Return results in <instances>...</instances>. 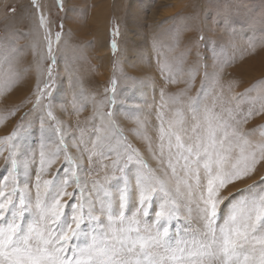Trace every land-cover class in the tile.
Here are the masks:
<instances>
[{
    "label": "snow or ice",
    "instance_id": "snow-or-ice-1",
    "mask_svg": "<svg viewBox=\"0 0 264 264\" xmlns=\"http://www.w3.org/2000/svg\"><path fill=\"white\" fill-rule=\"evenodd\" d=\"M31 6L30 33L44 42L33 51L38 77L31 103L40 116L39 165L33 180L35 158H25L31 123L0 138L5 161L0 171V264H264V174L252 180L264 165V128L259 134L243 128L264 113V86L233 97L235 107L216 112L215 106L201 107L207 95L203 82L196 96L188 95L194 79L190 72L179 92L166 95L161 89L155 140L147 134L141 108L125 113L124 119L135 125L133 134L156 162L153 167L117 122L113 78L104 98L94 100L93 131L85 135L81 129L79 137H71L74 156L66 143L67 127L53 112L63 23L53 33L54 22L43 6L38 0H31ZM57 6L64 11L63 0ZM7 12L15 15L16 8ZM255 22L264 25V15ZM230 28L234 36L235 26ZM119 34L117 22L112 35ZM257 45L264 47V38L248 43L253 50ZM111 48L117 49L115 40ZM5 63L3 74L12 83L19 74L10 61ZM158 64L166 83L179 82V69L159 56ZM78 100H83L82 92L72 101L77 114L84 108Z\"/></svg>",
    "mask_w": 264,
    "mask_h": 264
},
{
    "label": "rangeland",
    "instance_id": "rangeland-1",
    "mask_svg": "<svg viewBox=\"0 0 264 264\" xmlns=\"http://www.w3.org/2000/svg\"><path fill=\"white\" fill-rule=\"evenodd\" d=\"M128 1L109 0V29L106 37L109 54L106 61L96 45L90 19L96 0H74L70 6L66 3L67 0H63L64 11L57 6L60 0H38L54 22L53 33L59 31V25L63 23L64 36L60 42L62 51L58 52V63L54 67V73H59V80L54 92L53 112L56 119L67 127L68 151L76 156L71 137H79L81 129L85 135L93 131L90 118L94 100L104 98L105 89L115 78L117 122L133 146L140 149L145 160L155 167L156 162L150 158L145 143L132 132L135 125L124 119V114L133 108H141V115L147 121V134L155 140L158 127L155 107L160 103L161 89L166 95L173 94L171 91H174L178 84L184 83L180 81L183 79L181 74L185 78L186 75L189 76L190 71L195 77L191 80L189 96H196L202 82L204 83L207 95L202 97V108L215 106V111L220 112L223 108L235 107L236 101L233 97L245 94L246 90L258 91L264 86V47L257 45L253 50L248 47V43L250 40L259 41L264 38V25L255 22L264 15V0H142L138 13L139 22L136 24L142 36L140 43L134 41L131 35L134 32L129 29ZM8 7L16 8L15 15L7 12ZM34 12L31 0H0V138L9 135L20 124L27 126L31 123V135L26 138L30 147L25 153V158L30 162L33 156L35 158L32 167L33 180L35 168L39 165L40 116L32 110L31 101L34 98L38 72L35 70L37 65L33 69L31 64L35 60L32 55L34 45L44 47L41 37L30 33ZM66 14H70V19L74 22L72 35L67 34L64 28ZM117 22L120 34L113 36V25ZM233 25L234 36L229 34L230 26ZM113 40L117 43L115 51L111 48ZM65 41H68L67 46ZM129 43L136 44L134 50L143 59L140 71L151 61L148 64L149 69L143 71V74L133 73L132 67V71L127 69L130 64ZM167 44H170L169 47ZM152 49L155 53L151 54ZM157 54L180 70L177 76L179 82L173 84L174 86L165 82L159 64L156 66ZM5 59L12 63L13 71L19 74V78L12 83H9L3 74V70L7 68ZM44 67L47 68V61ZM198 73L200 76L197 78L195 74ZM124 77L134 78L135 83ZM124 89L127 91L121 94ZM256 91L251 92V95L255 96ZM81 92L83 100H78V104L83 102L84 108L77 114L73 110L72 101L73 97H79ZM248 107V104L243 105L245 111ZM12 112L15 115H11ZM186 116L191 122V114L186 113ZM243 128L255 129L259 134V130L264 128V113L255 116L243 125ZM52 147L54 148V145ZM4 155H7V152ZM4 163V156H0V171ZM84 163L87 169L86 155ZM58 165L59 161L53 166V171ZM134 173L135 168H131L129 175L133 177V184ZM261 174H264V165L258 167L252 180L258 179ZM252 180L245 183H251ZM236 187L243 185L238 184ZM154 211L155 208L153 213Z\"/></svg>",
    "mask_w": 264,
    "mask_h": 264
},
{
    "label": "bare ground",
    "instance_id": "bare-ground-1",
    "mask_svg": "<svg viewBox=\"0 0 264 264\" xmlns=\"http://www.w3.org/2000/svg\"><path fill=\"white\" fill-rule=\"evenodd\" d=\"M128 1V0H127ZM142 0H129L128 1V6H127V10H128V24H129V29L130 31L133 33L132 38L134 39V41H138L140 43V40L142 39L141 33L139 28L137 27V22H139L138 19V13L140 11V4H141ZM68 5L70 6L71 4L74 3V0H67ZM108 11H109V0H96V4L93 10V13L91 15V21H92V26H93V32L95 34L96 37V45L97 47L100 49V53L103 56L104 59H106V61L108 60V45H107V34H108V29H109V17H108ZM69 12V9L67 11V13ZM71 15L70 14H66L65 15V20H64V28L67 34L72 35V33H74V22L71 21L70 19ZM11 19V18H10ZM9 22V21H8ZM8 22H6V24H8ZM10 23V22H9ZM91 24V23H90ZM130 32V33H131ZM134 44L135 43H129L128 44V55H129V61L130 64L127 66L128 70H131V67L134 68L133 73H142L143 71H146L147 69H149V63L151 62H147L146 65L147 67L143 68V71L141 72L140 69L142 67L143 64V59H141L139 57V55L135 52L134 50ZM136 45V44H135ZM170 44H167V46L169 47ZM34 49V47H33ZM32 50V47H31ZM165 50V49H164ZM174 50V49H173ZM172 50V51H173ZM166 52V51H165ZM177 52V51H176ZM155 53V50L152 49L151 54ZM164 53V52H163ZM175 53V52H173ZM176 54V53H175ZM173 54V55H175ZM33 55V54H32ZM158 55V54H157ZM171 55V54H169ZM168 55V56H169ZM177 55V54H176ZM100 56V55H99ZM159 56V55H158ZM166 56V55H165ZM33 57L36 60V57L33 55ZM197 57V55L195 56ZM160 58V57H159ZM158 59V58H157ZM161 60H163V58H160ZM197 59V58H196ZM199 59V58H198ZM34 60V61H35ZM27 61V60H26ZM32 61V68L35 69V66L37 65V60L36 62ZM158 61L156 62V66H157ZM172 63V62H171ZM155 65V64H154ZM151 66V65H150ZM196 69V68H195ZM37 70V69H35ZM187 70V69H185ZM132 71V70H131ZM194 71V70H193ZM36 72V71H35ZM191 72V71H190ZM189 72V73H190ZM37 75V74H36ZM183 77V79H181L180 81H186L189 79V76H185L181 74ZM197 76V78L200 76V74H195ZM38 77V76H37ZM195 77V76H194ZM196 79V78H195ZM31 80V79H30ZM199 83V82H198ZM200 84V83H199ZM169 85V83H168ZM175 85V84H174ZM173 84H170V86H174ZM178 87L176 89H174L173 94L179 92L180 90H182L185 87V83L183 84H178ZM198 87V85H197ZM170 88V87H168ZM171 90V89H169ZM153 110V109H152ZM145 148V147H144ZM151 158V157H150ZM149 159V158H148ZM262 172V171H261ZM260 173V172H259ZM258 173V174H259ZM257 174V175H258ZM255 178V177H254ZM248 181V180H247Z\"/></svg>",
    "mask_w": 264,
    "mask_h": 264
}]
</instances>
